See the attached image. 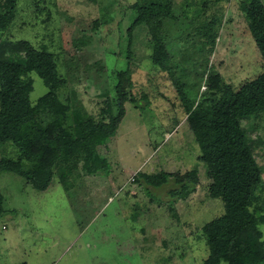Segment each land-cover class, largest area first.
Instances as JSON below:
<instances>
[{
  "label": "rangeland",
  "instance_id": "374dc122",
  "mask_svg": "<svg viewBox=\"0 0 264 264\" xmlns=\"http://www.w3.org/2000/svg\"><path fill=\"white\" fill-rule=\"evenodd\" d=\"M136 1L0 0L3 59L22 57L4 41H27L54 55L57 96L74 135L85 137L108 117V105L118 118L115 134L94 146L109 164L107 174L85 172L83 156H75L60 157L45 191L14 173L0 175V264H201L208 256L202 228L224 206L209 196L211 180L185 106H196L211 72L237 89L262 71L241 3L264 11V0H173L172 17L161 29L170 56L166 66L153 59L144 24L129 36ZM29 76L34 105L47 88ZM41 121L50 122L47 112ZM241 125L255 142L264 182V113ZM2 157L16 160L20 151L0 142ZM156 172L163 185L145 181ZM183 187L185 198L170 194ZM259 229L264 242V224Z\"/></svg>",
  "mask_w": 264,
  "mask_h": 264
},
{
  "label": "trees",
  "instance_id": "16d2710c",
  "mask_svg": "<svg viewBox=\"0 0 264 264\" xmlns=\"http://www.w3.org/2000/svg\"><path fill=\"white\" fill-rule=\"evenodd\" d=\"M133 7L137 17L128 28L129 36L144 24L154 42L153 59L166 66L170 56L161 29L163 21L172 17L173 0H137ZM241 10L260 53L262 71L237 89L224 84L218 74L211 72L206 91L196 106H185L188 125L200 151L198 158L205 164L211 180L209 196L219 198L224 206V213L202 228L208 256L201 264H264V242L260 240L259 229L264 224V182L254 157L255 142L247 137L241 125L242 120L264 113V11L245 3H241ZM3 22L0 20V25ZM2 45L22 57L19 62L7 61L0 49V142L10 141L20 151L16 160L0 158V175L14 173L29 181L35 190L45 191L60 157L75 156H83L85 172L104 169L107 174L109 164L106 158L96 154L94 146L104 143L116 132L118 118L112 116L110 105L106 109L108 117L91 125L85 137H76L67 107L57 96L60 76L54 55L34 48L27 41H4ZM172 70V67L168 69L169 74ZM30 74L40 78L47 88L34 105L29 99ZM171 79L179 86V80ZM181 100L185 104L184 98ZM44 112L50 119L45 127L41 121ZM122 114L120 110L119 115ZM97 163L104 166H94ZM145 177L152 186L165 182L158 172ZM188 193L185 187L170 191L180 198ZM3 213L4 197L0 191V217Z\"/></svg>",
  "mask_w": 264,
  "mask_h": 264
}]
</instances>
